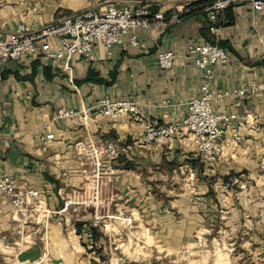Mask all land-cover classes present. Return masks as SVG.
Wrapping results in <instances>:
<instances>
[{
  "label": "crops",
  "instance_id": "crops-1",
  "mask_svg": "<svg viewBox=\"0 0 264 264\" xmlns=\"http://www.w3.org/2000/svg\"><path fill=\"white\" fill-rule=\"evenodd\" d=\"M136 1H119L118 6L148 4L150 10L160 12L164 20L147 29L133 31L139 43L137 47L129 46L126 41L115 46L108 56L96 44L93 61L74 56L71 78L61 61L49 60L42 55L23 56L18 61L0 64V176L10 175L19 184L25 183L40 194L43 205L40 213L34 215L37 216V232L44 229L49 238L52 232L61 234L62 227L69 226L64 239L75 247L77 253L82 249L78 258L85 254L84 247L79 245L83 237L92 245L88 228L93 213L84 209L78 214L67 213L68 219L61 214L52 220L46 219L43 213L60 210L63 201L77 192L83 198L92 192L90 167L74 150L77 141L86 139L85 129L75 121L55 119L57 110L89 108L103 96L114 100L133 99L138 103L141 122L124 115L115 119L97 115L88 118L86 127L90 135L126 147L128 152L121 157L126 163L137 162L143 170L153 165L174 179L172 174L183 168H190L191 173L196 170L187 163L182 165L183 156L180 155L184 153L190 156L185 159H196L187 136L180 134L164 144H143V138L146 122L159 125L181 123L189 102L200 95L202 73L192 66L187 54L188 45L216 41L226 51L227 62L214 67V79L210 85L213 95L243 88L250 82L264 83V7L256 13L247 3L231 7L227 14L220 15L216 33L211 35V22L203 10L197 9L186 15L190 3L198 0H141L140 4ZM22 6L25 5L11 7L0 1L2 35L13 32L19 24L28 31L38 32L53 20L55 10L52 7H47L44 13L37 9L29 11L23 17L21 12L28 8ZM52 45L56 46V40H52ZM158 51L174 53L171 69H158L155 62ZM236 101L228 97L212 101L214 108H221L227 114L236 113L237 121L246 124L239 130L236 140L227 131L221 161L206 164L212 173L217 171L222 176L234 172L241 178L246 172L263 179L264 91L244 98L240 107L234 106ZM47 135L53 138L48 140ZM118 162L111 164L110 172L101 178L100 184L101 212L109 218L110 224L103 225L104 229L96 227L103 235L96 245L104 249V237L108 242L116 237L108 235L116 231V216L124 213L132 218L119 202L132 198L138 176L133 171L117 169ZM33 223L32 220H21L10 200L0 193L1 241L8 236L9 239L14 236L13 240H16L18 230L27 228L28 232ZM76 223L81 224L79 234L76 233Z\"/></svg>",
  "mask_w": 264,
  "mask_h": 264
},
{
  "label": "rangeland",
  "instance_id": "rangeland-1",
  "mask_svg": "<svg viewBox=\"0 0 264 264\" xmlns=\"http://www.w3.org/2000/svg\"><path fill=\"white\" fill-rule=\"evenodd\" d=\"M0 1L11 7L25 5L22 8L28 9L21 12L23 17L35 9L44 13L47 7L54 8L53 20L46 27L87 10L98 11L108 3L123 7L118 2L130 0ZM137 2L140 4L141 0ZM186 154L180 155L182 165L190 162L184 158ZM134 163L122 158L116 166L122 171H133L138 179L132 198L119 202L132 218L124 213L116 216V231L108 234L116 237L109 242L102 238L105 249L96 245L98 242L86 243L83 237L79 245L85 254L78 258L82 249L77 246V253L64 239L69 226H63L61 234L52 232L48 238L44 229L37 232V216L18 214L21 220L34 223L28 232L27 228L18 230L16 240L14 236L4 241L0 238V264H26L39 260L43 254H47L46 264H264V178L246 172L241 178L234 172L222 176L217 171L212 173L208 164L197 159L195 172L183 168L171 179L165 170L153 165L143 170ZM261 173L264 175V170ZM85 209L94 213L91 206ZM63 214L70 218L67 212ZM101 215L104 219L97 224L98 229L110 224L109 218L102 212ZM97 235L96 241H100L103 235ZM212 239L219 243L214 240L210 244Z\"/></svg>",
  "mask_w": 264,
  "mask_h": 264
},
{
  "label": "built area",
  "instance_id": "built-area-1",
  "mask_svg": "<svg viewBox=\"0 0 264 264\" xmlns=\"http://www.w3.org/2000/svg\"><path fill=\"white\" fill-rule=\"evenodd\" d=\"M241 3H247L255 13L262 11L264 7V0H213L203 10L211 22L209 33L215 35L220 15L225 10ZM163 20V15L160 12H152L148 4L117 7L113 3H108L98 11H84L52 26H46L38 32L28 31L24 25L19 24L11 33L6 35L0 33V64L18 61L23 56L42 55L49 60L61 61L63 69L71 78V59L74 56L93 61L96 44H99L108 56L115 46H121L126 41L129 46L137 47L139 43L132 32L138 28L147 29L150 25ZM52 40H56V46L52 45ZM187 54L193 68L202 73L200 95L189 102L187 113L181 123L159 125L155 122H146L143 144L170 143L178 135L185 134L194 149L196 159L203 163L219 162L223 157V140L226 132L229 131L233 140H236L239 130L246 123L237 121L236 113L227 114L221 108H214L212 101L222 97L235 98L237 101L234 106L240 107L241 100L264 91V83L250 82L243 88L213 95L210 85L214 79V67L227 62L226 51L216 41H204L188 45ZM174 58L175 55L171 51H158L155 62L158 69L165 71L172 68ZM97 115L109 119L124 115L133 121H142L136 101L114 100L109 96L101 97L89 108L56 111L55 119L72 120L85 129L86 139L77 141L74 150L90 167L92 192L87 198H83L77 192L73 197H67L63 201L60 210L43 212L48 220L60 217L64 212L78 214L88 206L93 207L94 211L90 227H98L97 224L104 219L101 215L103 204L100 192L101 178L110 172L111 164L126 155L128 150L112 140L95 139L90 135L86 127L88 118H95ZM52 138V135L46 136L48 140ZM0 193L10 200L15 213L27 214L28 218L40 213L43 205L40 194L28 188L25 183L19 184L14 177L5 174L0 176ZM72 206L74 207L71 208ZM44 261H48L47 254H43L37 261L26 264H46Z\"/></svg>",
  "mask_w": 264,
  "mask_h": 264
},
{
  "label": "trees",
  "instance_id": "trees-1",
  "mask_svg": "<svg viewBox=\"0 0 264 264\" xmlns=\"http://www.w3.org/2000/svg\"><path fill=\"white\" fill-rule=\"evenodd\" d=\"M213 0H199V1H196L192 4L189 5L188 7V10H186V15H189L191 14L194 10H204V8L209 5ZM187 9V8H186ZM231 8H228L227 10H225L223 13L227 14L229 12ZM228 23L230 24L231 21H228ZM220 47H222L220 44H219ZM223 48V47H222ZM121 159V157L118 159V161ZM190 162H188V165H190L192 168H195V163L197 161V159H191L189 160ZM80 227H81V224H78L76 223L75 224V228H76V233H80ZM89 232H90V240L93 242H97L96 240L98 239V231L96 230V228H92V227H89Z\"/></svg>",
  "mask_w": 264,
  "mask_h": 264
}]
</instances>
